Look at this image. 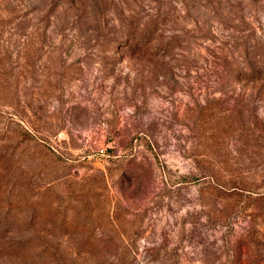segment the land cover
<instances>
[{
  "label": "rangeland",
  "instance_id": "obj_1",
  "mask_svg": "<svg viewBox=\"0 0 264 264\" xmlns=\"http://www.w3.org/2000/svg\"><path fill=\"white\" fill-rule=\"evenodd\" d=\"M0 264H264V0H0Z\"/></svg>",
  "mask_w": 264,
  "mask_h": 264
}]
</instances>
